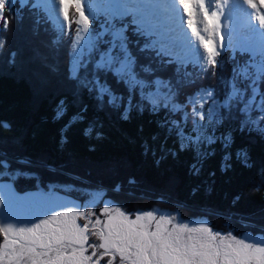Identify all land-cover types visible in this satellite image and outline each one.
I'll return each instance as SVG.
<instances>
[{
	"label": "trees",
	"instance_id": "16d2710c",
	"mask_svg": "<svg viewBox=\"0 0 264 264\" xmlns=\"http://www.w3.org/2000/svg\"><path fill=\"white\" fill-rule=\"evenodd\" d=\"M10 9L5 8L0 20V173L7 166L9 180L17 178L16 193L36 189L34 185L96 192L100 187L111 202L128 200L123 205L130 212L160 200L175 207L181 219H203L215 230L238 237H264V136L254 123L240 130L242 121L258 120L264 111V73L253 77L255 92L249 86L252 75L246 78L238 70L242 63L235 59L240 58L226 52V58H218L220 70L211 69L206 82L196 79L198 84L184 85L181 71L153 59L136 38H129L128 74L118 66L98 69L100 53L90 48L93 39L86 47L92 56L86 62L64 58L63 46L68 48L72 39L77 43L79 30L66 39L43 19L34 20L31 11L17 4ZM70 16L77 18L76 13ZM87 20L94 36L100 29ZM10 31L12 40L3 43ZM23 36L26 41L21 43ZM94 76L108 88L102 99L82 86ZM227 86L235 93L234 101L241 96L247 104L254 95V111L245 117L241 105H231L229 118L209 122L206 137L197 135L188 116L191 101L207 93L221 104L231 103L224 97ZM61 101L65 111L58 117ZM213 135H231V147L225 151L219 139L208 144ZM196 137L199 143L193 144ZM240 150L248 153V166L237 159ZM78 180L94 187H82ZM73 192L86 202L80 192Z\"/></svg>",
	"mask_w": 264,
	"mask_h": 264
},
{
	"label": "snow or ice",
	"instance_id": "6c2138e0",
	"mask_svg": "<svg viewBox=\"0 0 264 264\" xmlns=\"http://www.w3.org/2000/svg\"><path fill=\"white\" fill-rule=\"evenodd\" d=\"M61 3L65 20L68 19L69 6L74 5L80 12V19L85 25L88 24V20L81 11L80 0H61ZM220 3H227V0H220ZM243 3L254 11L257 8L264 9V0H243ZM7 4L8 0H0V15L3 14ZM179 4L189 17L188 28L191 30L192 37L199 40L208 64L219 71L220 62L217 57L226 58V53L222 51L225 45L219 14L216 11L209 13L205 0H179ZM197 5L205 18L203 32L207 36L200 34L194 26L195 22L192 17ZM254 19L258 20L259 27L264 29V12H260ZM217 37L220 41L219 46L216 44ZM93 43L100 53V60L96 64L98 69L112 70L114 66H118L121 73L130 72L127 62L130 59L128 56L129 37L126 33L122 34L118 30H99L93 36ZM143 47L147 51L149 46L145 43ZM159 55L163 56L164 53H159ZM183 67L182 63L179 64L176 68L177 73ZM202 72L205 75L208 74L207 69H202ZM82 86L88 88L89 91L95 90L98 99H102L108 93V88L100 83L98 77H95L91 84L88 81H82ZM63 105L64 101H61L57 110L58 117L65 111ZM241 112L243 115L245 110L242 109ZM259 117L258 120L253 117L242 121L240 130H247L254 123L255 130L264 136V111L259 113ZM218 139L223 143L225 151L231 147L233 142L231 135H221L219 138L213 135L208 137L207 143H215ZM236 157L244 166H248L249 157L246 151H238ZM230 158V154L226 155L225 162ZM148 214L151 216V212ZM85 215L84 212H73L71 213L73 219L63 221L56 226H52L51 222L56 221L58 217L69 216L68 212H58L57 215L42 219L32 227L13 228L12 224H8L7 227L0 226V233L3 234L5 240L4 245H0V262L7 257L8 264H20V261L28 256L32 264H102L106 257L111 256L112 259H108L107 264H113L115 257L119 255L122 264L125 260L128 264H264V247L259 246L264 244V237L255 239L253 243L239 240L236 246L224 245L222 241L220 244H214L215 236L201 239L198 242H185L179 236L173 237L171 233L167 235L161 233L159 226L156 232H148L143 225L138 227L136 221H132L129 225H115L111 222L104 224L102 228L93 233L98 237L99 242L92 243L89 236V224L85 223L81 226L75 220V217ZM100 223V220L96 221V224ZM42 225L47 226L43 232L40 231ZM92 227L95 228V225ZM10 231L19 233L21 239L9 240ZM205 231L208 230L205 229ZM189 240L191 241V238ZM9 247L11 251L5 252L4 250ZM38 249L42 251H37ZM53 252L55 255H50ZM37 257H47V259L38 260Z\"/></svg>",
	"mask_w": 264,
	"mask_h": 264
},
{
	"label": "rangeland",
	"instance_id": "374dc122",
	"mask_svg": "<svg viewBox=\"0 0 264 264\" xmlns=\"http://www.w3.org/2000/svg\"><path fill=\"white\" fill-rule=\"evenodd\" d=\"M13 1L14 0H8L7 4V11L9 12L12 6H13ZM22 1L23 3L29 1V0H19ZM34 2L38 0H32ZM92 7L90 10L85 9L84 5L88 7V3L92 2ZM89 1L87 0H80L81 3V11L83 12L84 16L86 19V14L84 11L90 13L89 17L90 22L93 21L94 18L98 19V13L96 11H92L95 6L99 7L102 6L103 8H106L108 11L107 13L110 14L109 16H115L116 18H126L128 15L126 14V11L128 10V5L126 4L127 1H129V4L132 6L133 1L132 0H92ZM102 1V2H101ZM95 3V4H94ZM135 6H138V3L134 4ZM158 5V4H157ZM205 5H207L205 3ZM209 6V5H208ZM71 8V13L74 16L76 13L77 18L76 22L82 24V27H84L82 30L81 28L77 29V26H75V30H79L78 37L76 35V41L72 39L70 42H68V48L63 46V57L64 58H69L75 60L74 56L78 58V60H83L86 62V60L89 57H92L89 55V51H86V47H89L88 44L91 46L90 39H93L91 35V29L88 28V24L85 25L84 22L80 19V12L77 11L74 5L69 6ZM159 7V5H158ZM85 9V10H84ZM247 5L243 3V0H227V3H220V0H215L214 5L210 8L211 12L216 11L219 14L220 17V23H221V31L224 34L225 41L228 42V44H231V46L235 47V49H242L245 51H250L253 52V47L254 53L260 54L264 56V29H261L259 27V22L258 20L254 19L257 14H254L252 10H247ZM258 10H264L261 8H257L256 12H259ZM135 9L133 8L132 16L135 14L134 13ZM181 15V13L179 12ZM182 14H183V22L181 20L182 26L186 29V31L190 32V29L188 28L187 21L189 17L187 14L184 12L182 9ZM201 12L199 9V6L195 7L194 9V16L192 19L194 20L195 24H198V27H203L204 26V21L201 16ZM166 15L161 14V18H164ZM158 18V17H157ZM107 20L109 18H106ZM1 20V18H0ZM105 20V24H111L110 21ZM4 22V21H3ZM35 22V21H34ZM65 22V21H64ZM89 22V21H88ZM69 22H65L64 25L67 27ZM155 23V21H153ZM226 25V27H224ZM204 28V27H203ZM87 29V30H86ZM141 29H146L147 28H141ZM259 35L258 40L262 38V43L260 47H256L255 43L258 42L256 41V35L258 32H261ZM148 32V31H147ZM203 34V33H202ZM14 33L10 31L4 39L5 40H12V36ZM204 35V34H203ZM191 36V32H190ZM24 37V36H23ZM64 37V36H63ZM184 39H186V36H184ZM63 41V39H61ZM219 38H216V44L218 42ZM25 37L21 38L20 42L23 43L25 42ZM183 41L180 40L177 43L176 49L177 52L183 60H188V51H185L184 48H182V43ZM197 42L199 43V40L197 39ZM2 43V44H3ZM95 45L90 47L93 49ZM103 47V46H102ZM187 47V46H185ZM201 51H196V59L199 60L198 64L200 68H203L202 66L206 65L205 68L209 65L207 62V58H205L206 54L204 52L203 48H200ZM48 54V50L46 51V55ZM251 54V53H250ZM202 60L200 61V59ZM205 59V60H204ZM207 63V64H206ZM204 68V69H205ZM214 67H212L213 69ZM120 72V71H119ZM213 72V70L210 71V73ZM188 74L185 73L183 74L182 79L180 80L181 83H184V85H189V84H198L196 79H199V83L206 82L207 78H199L196 75H192V79L187 78ZM96 76H94L95 78ZM213 82V81H212ZM255 81H253L254 83ZM253 86H256V83L253 84ZM228 88L225 89L224 97H226V100L228 97H230V100L232 99L231 103L230 101L227 104H221L217 102V100L214 98L212 99L211 95H206L207 93H202L199 94L198 96L194 97L192 102V108L189 112V117L193 119V125L195 126V131L197 135H203L206 133V128H208V124L211 121H215L218 118H229V111L231 113L232 105H241V110H245V117H248L252 112L254 111V108L251 107V103L253 101V96L252 98L247 102H244L242 100L241 96H237V101H234V92L232 87L227 86ZM226 102V101H225ZM229 109V111L227 110ZM240 109V108H239ZM255 111L260 112L261 109L257 105L255 108ZM240 111V113H242ZM203 117V119L201 118ZM197 136V137H199ZM194 138L191 140L193 144L199 143L198 138ZM206 137V136H204ZM203 137V138H204ZM185 140V139H184ZM1 169V168H0ZM7 166H4L3 173H0V226L7 227L8 224H12L14 228H19V227H26L27 226H33L34 224H37L40 222L42 219H48L49 216L52 215H57L58 211L54 210L52 208V205L54 206H60V205H67L68 208L71 206L69 210V216L67 217H58L56 221H52L51 224L52 226H56L61 224L63 221H70L73 219L71 216V213L78 211V204L77 200L80 201V199L77 198V193L75 192H80V196L83 197V201L80 203L81 206H84L83 208H86V214L91 213V215H86L87 217H90L93 219L84 220L80 221V217H75L76 222L83 226L85 223L89 224V236L90 240L93 243H98V237L94 235L93 233L98 231L100 228L104 226V224L111 222L112 224L115 225H129L130 222L136 221V225L139 227L143 225L148 232H156L157 228L159 226V230L161 233L167 235L168 233H171L173 237L179 236L183 241L185 242H198L201 239H208L211 236H215L216 239L213 242L214 244H220L221 241L223 242L224 245H233L236 246V242L239 240H244L245 243H253L255 239L262 238V236H252L249 233H244L241 236H235L233 235L232 232L228 233H221L217 230H215L212 226H209V224L203 220H184L181 219L180 215L172 209L175 207H170L167 206L164 202L160 200H151L152 204L148 206L145 210H136L133 212H130L126 210L125 206L123 205L128 204V200L121 202L119 204H116L114 202L110 201V198L103 193H101V188H96L98 191H92L90 189L83 190V189H77V187L73 186H68V185H63V186H55L57 189H63L61 190V193L56 192V188L53 190H50V188L44 187L43 189L40 188V185H34L36 189H32L28 192L24 193H16L15 189L13 188V184L17 178L15 176L11 177L9 180V174L6 172ZM34 176V174H33ZM35 177V176H34ZM34 177H31L32 179H35ZM36 181V179H35ZM78 182L82 185V187H88V186H93L88 184L87 182L83 180H78ZM18 185H26L25 182H21ZM94 187V186H93ZM95 196H91L90 193H94ZM114 193V192H113ZM61 194V195H60ZM72 199H69L67 195ZM86 194V195H85ZM64 195V196H63ZM131 196L128 195V198L130 199ZM24 202H27L30 205V208L28 210L26 209V206L23 204ZM81 202V201H80ZM34 204L37 206L38 210L34 211V208L31 206ZM60 204V205H59ZM90 208L91 210H87V208ZM166 207V208H165ZM43 209V211L41 210ZM97 209L96 212L93 213L92 210ZM65 209V207H64ZM107 209V211H105ZM166 209L171 210L170 212L166 211ZM67 212V210L65 209ZM40 212L43 213V217H40ZM49 212V213H47ZM149 212H151V216H149ZM139 217V219H137ZM17 219H21L20 222L17 221ZM80 219V220H79ZM87 219V218H86ZM100 220V224H96V221ZM92 225H95V228L92 227ZM41 227H46L42 225ZM205 229L208 231L206 232ZM16 231H10L8 236L12 237L13 234H16ZM235 236V237H234ZM191 238V241L189 240ZM20 237L18 238V240ZM3 242V243H2ZM5 240L4 236L2 233H0V245H4ZM261 247H264V244L259 245ZM5 251V250H4ZM6 252V251H5ZM51 255V254H50ZM54 254H52L53 256ZM105 259H109V256L106 257ZM0 264H8L7 257H5V260L3 262H0ZM20 264H24L23 262H20ZM28 264V263H27ZM113 264H122L119 255H117L113 261ZM123 264H128V261L125 260Z\"/></svg>",
	"mask_w": 264,
	"mask_h": 264
},
{
	"label": "flooded vegetation",
	"instance_id": "af4514ba",
	"mask_svg": "<svg viewBox=\"0 0 264 264\" xmlns=\"http://www.w3.org/2000/svg\"><path fill=\"white\" fill-rule=\"evenodd\" d=\"M40 188H42L43 189V187H40ZM56 189H57V187H55ZM53 186L52 187H50V190H53V189H55ZM77 189H79L78 187H77ZM61 190H63V189H57L56 190V192H59V193H61ZM62 194V193H61ZM60 194V195H61ZM64 195H67L68 196V194H64ZM63 195V196H64ZM68 198L69 199H71L69 196H68ZM72 200V199H71ZM77 202V206H78V211H80V212H84L85 214H86V208H83L84 206H81V202L80 201H76ZM25 206H26V209L25 210H28L29 208H30V205L27 203V202H24L23 203ZM60 205V204H59ZM32 208H34V204L31 206ZM64 207H65V209L67 210V212H69V210H70V208H71V206L68 208V206L67 205H60V206H54V205H52V208L54 209V210H57L58 212H61V211H63V212H66L65 211V209H64ZM38 207L37 206H35V208H34V211H37L38 209H37ZM41 210L43 211V209L41 208ZM47 213H49V212H47ZM40 217H43V213L42 212H40ZM81 218V220L80 221H82V220H84V222H86V220H89V219H91L90 217H87L86 215L84 216V217H80ZM87 218V219H86ZM17 221L18 222H20L21 221V219H17ZM27 227H32V226H27ZM47 227V226H46ZM46 227H41V229H40V231L41 232H43L44 231V229L46 228ZM14 228V227H13ZM20 228V227H19ZM25 235H27V234H25ZM20 237V239H21V235L19 234V233H16V234H13L12 235V237H9L8 236V238H9V240H12V239H17L18 240V238ZM3 243V242H2ZM94 243V242H93ZM5 251L6 252H8V251H11V247H9V248H7V249H5ZM37 251H42V250H40V249H38ZM52 254H54L55 255V253L53 252V253H51V255ZM53 255V256H54ZM37 259L38 260H46L47 259V257H37ZM109 259H112V257L111 256H109ZM107 260L108 259H105L104 261H102V264H107ZM20 262H23L24 264H32V262H31V259L28 257V256H25Z\"/></svg>",
	"mask_w": 264,
	"mask_h": 264
},
{
	"label": "bare ground",
	"instance_id": "6f19581e",
	"mask_svg": "<svg viewBox=\"0 0 264 264\" xmlns=\"http://www.w3.org/2000/svg\"><path fill=\"white\" fill-rule=\"evenodd\" d=\"M41 3H43V7L45 8L44 10L50 14L51 16V20L53 22H61L62 21V18H61V15L59 14V10H58V7H59V3L57 2V0H42ZM137 4L138 1L137 0H134V3H132V5L134 4ZM150 6H153L152 4ZM150 6H147V7H150ZM158 7V5H155ZM198 6V5H197ZM206 8L209 12V9L210 7L208 6V4L206 5ZM201 12V11H200ZM201 14L203 15V13L201 12ZM180 15V14H179ZM204 17V15H203ZM182 23L181 21H177L176 22V25H175V30L178 31L180 28H182ZM202 34V33H200ZM220 43V41H219ZM264 48V47H263ZM206 58V57H205ZM205 60V59H204Z\"/></svg>",
	"mask_w": 264,
	"mask_h": 264
}]
</instances>
